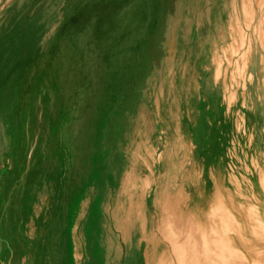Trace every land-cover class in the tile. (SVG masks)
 <instances>
[{
    "label": "rangeland",
    "instance_id": "obj_1",
    "mask_svg": "<svg viewBox=\"0 0 264 264\" xmlns=\"http://www.w3.org/2000/svg\"><path fill=\"white\" fill-rule=\"evenodd\" d=\"M217 192L264 234V0H0V264H179Z\"/></svg>",
    "mask_w": 264,
    "mask_h": 264
},
{
    "label": "crops",
    "instance_id": "obj_2",
    "mask_svg": "<svg viewBox=\"0 0 264 264\" xmlns=\"http://www.w3.org/2000/svg\"><path fill=\"white\" fill-rule=\"evenodd\" d=\"M237 189H240V187H238ZM218 194H219L218 192L214 193L207 203V208H204L201 210L204 213V216L203 218L202 216H200V219L204 221L207 216L211 217L210 223H215L219 225L221 229H225L226 231H228L229 237L232 240L233 244H235V246H238V245L243 246L242 250L248 253L252 260L254 261H257L260 259L264 260V258L260 257L261 255L262 256L264 255V234L260 230H258L261 228V225L259 223L257 224V222L261 220L259 216L260 211H261L260 207L258 205L250 206L249 211L245 210L246 211L245 213L246 218H245L241 216V213L238 212L237 210L231 209L229 205L222 203L224 206V209H221L222 204H221L220 197ZM238 194L240 196H244L241 191L238 192ZM213 215H216L217 217H212ZM253 239H256V243H253L252 241ZM262 252L263 254H261Z\"/></svg>",
    "mask_w": 264,
    "mask_h": 264
},
{
    "label": "bare ground",
    "instance_id": "obj_3",
    "mask_svg": "<svg viewBox=\"0 0 264 264\" xmlns=\"http://www.w3.org/2000/svg\"><path fill=\"white\" fill-rule=\"evenodd\" d=\"M212 172H213V170H212ZM225 172H226V170H225ZM223 213H222V215H223ZM212 217H217V216L213 215ZM224 218H225V216H224ZM210 219H211V217L207 216L204 222L200 221V231L203 232V231H207V229L210 230L211 234H213V235H211V237L217 236L216 238L219 239L218 244L220 245V248H216L215 246H213L210 243H206V242L203 243L200 240L199 242L195 243V245L192 247L193 249L190 252L189 251L186 252L185 248L183 249V247L180 246L181 243L178 244L174 241V247H176L178 245L179 250H180V252L178 254V257L180 260L179 264H244L243 260L241 259V256L239 255V252H238L239 248L237 246H235V244H233L232 240L229 237L228 231H226L225 229H221L219 227V225H217L215 223H210ZM219 220H220V218H219ZM225 220H226V218H225ZM214 233L216 234L215 236H214ZM200 237H203L202 233H200ZM261 254H263V252ZM260 257L264 258V255L263 256L261 255ZM260 261H263V260L260 259V260H257L255 262H260Z\"/></svg>",
    "mask_w": 264,
    "mask_h": 264
}]
</instances>
